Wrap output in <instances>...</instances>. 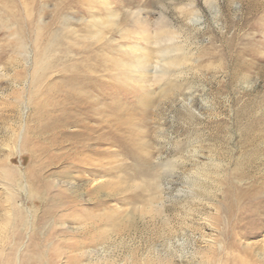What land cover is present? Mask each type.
Here are the masks:
<instances>
[{"label": "rangeland", "instance_id": "rangeland-1", "mask_svg": "<svg viewBox=\"0 0 264 264\" xmlns=\"http://www.w3.org/2000/svg\"><path fill=\"white\" fill-rule=\"evenodd\" d=\"M33 1L8 2L14 16L0 3V264L45 262L51 249L50 264H264V6L244 21L240 0H218L221 14L196 0L208 33L190 40L170 10L174 51L127 79L98 54L129 61L135 41L120 26L137 0ZM160 6L145 4L150 20ZM222 34L235 39L229 53ZM51 41L53 67L31 94L34 50ZM174 56L182 69L157 77ZM73 74L92 76L99 95L93 107L79 98L83 115ZM58 120L69 123L46 129ZM105 211L101 234L89 217Z\"/></svg>", "mask_w": 264, "mask_h": 264}, {"label": "bare ground", "instance_id": "bare-ground-1", "mask_svg": "<svg viewBox=\"0 0 264 264\" xmlns=\"http://www.w3.org/2000/svg\"><path fill=\"white\" fill-rule=\"evenodd\" d=\"M10 1L11 0H0V3L2 4L3 8L6 9L5 11L12 13V15L14 16L15 15L14 8H12L11 5H8V2L11 3ZM30 1L32 2L33 0H29V3H30ZM214 1H215L214 2L215 6H217V8H218V12L221 14L223 12V9H221V6L219 5L218 0H214ZM147 2H150V3L155 2L157 5L160 6V2L157 0H148V1L137 0L136 3L128 5L123 10L124 22L120 26L121 27L120 36H121V38H124L126 40H130L131 42L135 41V44L129 45L128 48L122 52L123 54H125L129 58V61H124V62L117 61L115 58H113V56H110L109 54H107L108 51L105 53L102 52V54H98L99 58L101 57L103 60L102 61L103 66L106 65L107 60H109L108 62L112 61L110 66L113 67V69H115V70H119V77L120 78L129 77V73H127V71L130 72L132 70L133 65H137L136 68L138 67V69L141 71H147V70H149L148 69L149 57L154 56V55H160V54H163L165 52L170 53V52L174 51V49L170 48L168 45L169 44L172 45L177 39H179L181 37V33L175 31L176 29L173 30L171 27H169V26H171V23H173V21H174V18L168 14V12L170 10H172L173 12L176 13L177 21L180 23V25L184 26L185 30H187L188 28L189 29L194 28V33L195 32L196 33L190 34L191 32L187 31V39L190 40V39H192L191 37L196 38L197 33H201V34H207L208 33L207 29L201 30L200 27H197V25L201 24V18L202 17L200 15V10L197 9L196 0H187V1H184V0H168V2L165 5L162 4L160 7H158V8H160L161 11L159 10L160 12L158 13V15L156 14L157 16H156V19L154 21L150 20L149 18H150L151 14L155 13L154 12L155 10L147 9L145 7V4ZM27 5H28V3L26 2L24 4V6H25L24 9L26 12L25 19L29 23L30 22L32 23L31 18H30V14L28 13L29 10L27 11V9H28ZM263 6H264V3H262L261 0L260 1H257V0H251V1L250 0H240L239 9H240V11H242L241 9H245L244 12H246V14H247V16L244 17V21H250V19L252 20V18H254L255 13L257 11L261 10V8H263ZM263 16H264V14H263ZM214 18L216 19V17H214ZM96 22L97 21L93 22L92 26L93 27L97 26V29H99L100 26H98V24ZM0 24L3 27L10 30V27L8 25H6L5 23L3 24V22H0ZM262 25H264V23ZM20 30L21 29L18 26V29L13 32L16 36L17 41H18L19 49H21V47H22V41L19 39V38H21V36H20L21 31ZM39 30H40V28H36V30H35L36 32L34 31L35 38L33 39V41L35 42V44H36V41L38 39L37 36H38ZM40 31H39V33H40ZM100 31H103V29H100ZM191 31H193V30H191ZM209 37H210L209 43L211 46H213L214 45V36L209 34ZM219 37L221 39V42H224V46H223V47H225L223 49L224 52H226V53L227 52L229 53V51L231 52V49H233V46H235L234 42H233L235 39L233 41L231 39L225 41L226 37L223 36V34L220 35ZM251 39L249 40L250 42L248 41L249 45L247 47L248 49L247 48L246 49L252 52L253 48L251 47L252 46ZM62 40H63V38L60 39L59 37L57 39H55L56 42H60ZM55 41H54V43H56ZM138 42L142 43L143 45H141L140 43L138 44ZM54 43L51 41V43L49 45H47L45 48L44 47L42 49L36 48L34 50V56H35V58H34V69L32 70V72L30 74L31 81H30V86H29L31 94L39 92V90H40L39 85L46 79L45 76H46L47 72L49 71V69H51V67H53L54 61L51 59L52 56L50 53L52 52L53 48L56 46V45L55 46L53 45ZM105 48L107 50L109 47L106 46ZM111 53H113V51ZM200 54H202V55L206 54L208 56H211L213 54L215 56H220L222 54V52L220 53V52L213 50V49H209V48L205 49L204 48V49L200 50ZM235 54L237 56V52ZM160 56H162V55H160ZM87 57H89V56H87ZM87 60H89V59H87ZM99 61H101V60H99ZM184 63L185 62H183V59H181L180 57H177V58H176V56H174L173 58L171 57V59L168 60V68H164L162 70L160 69V71L158 73H155V74L157 75V77H167L171 74L172 71L174 72V71H179L180 69H182ZM235 64L237 65L239 63H235ZM91 72H93V71H91ZM154 72H156V71H154ZM87 73H88V75H90L89 72H86L85 74H87ZM127 74H128V76H127ZM81 75L78 76L76 74H73L71 76L72 79L76 80L75 81L76 83H77V80H80L83 85L80 86V89L82 90V92L79 94V97L73 96L70 99L74 103V106L72 107L74 109L73 111L80 114V115H83L85 113L82 112L81 106L84 104V101H80L79 98L87 99L88 97L89 98L91 97V100H90L91 102L89 104L90 105L92 104V107H93V105H97L96 100L93 98V96L98 95V94H92L91 95V93L86 88L87 85H89L92 82L93 77L92 76H86L85 77V76H81ZM132 76L133 75L130 74V77L132 79L136 78L137 83H142L144 81V78L140 75H138V76L136 75L135 77H132ZM95 83H97V82H95ZM47 85L49 86L51 84H47ZM41 88H43V87H41ZM49 88H50V86H49ZM34 96L35 95L32 96V100H33ZM77 108H78V110H77ZM88 108H89V105H88ZM73 122L75 123L76 119H73ZM77 122H80V120H77ZM68 123H69L68 120H65V121L58 120V121H55L52 125L47 126L46 129L50 130V128H52V127L53 128H55V127H59V128L63 127L64 128V126L67 125ZM36 190H34V192ZM108 219H109V217L105 211V212H99L97 214L95 213L94 215L90 216L89 222H91V224L95 223L96 228L103 229V231L99 232V233L105 234ZM44 255L46 256L47 261L38 263V259L40 257L35 256L33 258L36 259V261L31 262L29 264H50L51 259L53 258L52 260H54V258L57 257V252L55 251V249H51V250H48V254H47V252H44Z\"/></svg>", "mask_w": 264, "mask_h": 264}]
</instances>
